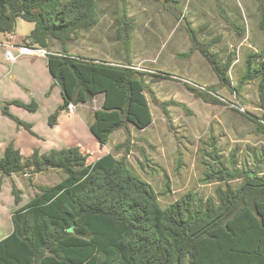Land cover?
Wrapping results in <instances>:
<instances>
[{
  "label": "trees",
  "instance_id": "16d2710c",
  "mask_svg": "<svg viewBox=\"0 0 264 264\" xmlns=\"http://www.w3.org/2000/svg\"><path fill=\"white\" fill-rule=\"evenodd\" d=\"M103 1L0 0V37L13 36L18 19H23L34 28L22 46L47 51L49 73L63 98V105L48 119L51 127L62 109L104 96L89 128L100 147L127 124L145 130L153 122L146 73L128 61L87 59L67 48L82 32L97 26ZM108 1L124 4L128 0ZM117 14L119 38L129 51L132 26L124 6H117ZM259 28L264 34V14ZM188 31L192 42L199 44L195 30L189 27ZM199 45L220 79L229 84L231 64H222L216 54ZM247 80H258L264 114V49L248 56L243 83ZM11 104L37 110L34 102ZM4 114L30 129L7 108ZM255 122L264 133V124ZM206 156L213 164L203 162L207 170L202 181L224 184L216 188L217 199L203 200L188 193L163 208L152 185L125 158L108 153L88 164L87 155L74 146L48 155L35 151L24 162L20 150L8 145L0 158L1 175H26L34 167L32 173L61 170L65 178L53 186H39V192L12 215L13 231L0 241V264H264L261 166H238L233 157L223 159L215 148ZM236 180H243L237 188L232 185ZM13 195L19 205L20 192L15 187Z\"/></svg>",
  "mask_w": 264,
  "mask_h": 264
},
{
  "label": "rangeland",
  "instance_id": "374dc122",
  "mask_svg": "<svg viewBox=\"0 0 264 264\" xmlns=\"http://www.w3.org/2000/svg\"><path fill=\"white\" fill-rule=\"evenodd\" d=\"M117 6H124L132 26L129 51L119 38ZM98 10L97 26L82 32L67 48L97 59L128 61L135 70L146 73L152 124L145 130L127 124L100 147L88 128L89 119L100 107L96 97L88 108L80 110H84L83 116L75 115V136L54 133L48 111L58 110L63 98L46 69L45 57L33 53L21 56L11 49L17 64L22 60L20 65H12L3 59L5 50L0 48V158L8 145L20 150L24 162L31 160L35 151L48 155L74 146L87 155L88 164L111 153L117 159L125 158L130 168L152 185L163 208L188 193L203 200L217 199L216 188L224 184L202 181L207 170L203 162L213 164L206 155L214 148L223 159L233 157L241 167L257 164L264 173V133L255 122L264 124L258 80L243 83L248 56L264 49L259 28L264 0H128L124 4L105 0ZM189 27L195 30L199 44L216 54L222 64H231L229 84L220 79L200 45L192 42ZM33 28V23L18 19L15 41L23 44ZM205 93L221 103L212 102ZM11 101L34 102L37 110L8 105ZM5 108L17 120L29 123L30 129L5 115ZM31 170L13 178L0 174V236L12 226L8 212L17 205L14 187L20 192L19 206H23L39 192V186H53L65 178L61 170ZM242 182L236 180L232 185L237 188Z\"/></svg>",
  "mask_w": 264,
  "mask_h": 264
},
{
  "label": "crops",
  "instance_id": "0c3cea01",
  "mask_svg": "<svg viewBox=\"0 0 264 264\" xmlns=\"http://www.w3.org/2000/svg\"><path fill=\"white\" fill-rule=\"evenodd\" d=\"M6 37H8L7 39H6ZM15 34L13 35V36H8V35H2L1 36V39H5L4 41H7V42H9V43H11L12 45H14V46H16V47H10V48H5V47H1L0 46V48H3L5 51H4V56H3V59L6 61V62H8V63H10V64H12V65H20L22 62V60H20L19 62H18V64H17V57L15 56V58H16V60H15V62H10L9 60H8V58L6 57V51L9 49V50H11V49H16V51H19V55H21V56H23V55H26V54H21V52H20V50L18 49V46H22V44H19V43H17L16 41H15ZM72 54H74V55H78V56H81V57H84V58H87V59H94V60H101V61H108V60H105V59H97V58H94V57H90V56H86V55H79V54H77V53H73V52H71ZM27 54H31V53H27ZM43 57H45V61H46V69H48V63H47V57L46 56H43ZM108 62H113V63H120V64H122L121 62H119V61H114V60H112V61H108ZM48 71H49V69H48ZM100 100V107H101V105H102V103H103V100H104V96L103 95H98L97 96ZM93 101V100H92ZM87 104L88 103H85V104H80V105H78V106H75L76 108H75V110H73V111H69V109L68 108H64V109H62V111L60 112V116H59V119H58V121H57V124L54 126V127H52V132H57V131H60L61 133H63V134H61V135H63V136H66V134H70V136H75V133H77V129L75 128V125H73L74 123L72 122L73 121V119H74V117H75V115H79V114H81L82 116L84 115V110L82 111L83 113H80V110L82 109V108H84L85 109V107L87 106ZM60 106H62V105H60ZM100 107H99V109H100ZM59 108V107H58ZM87 108H88V106H87ZM55 110H57V109H55V108H52V109H50L48 112H50V114H52L53 112H55ZM96 110H98V109H96ZM95 110V111H96ZM49 114V115H50ZM93 120H94V116H93V118L92 119H89V122H88V128H90V125H91V123L93 122ZM29 124V123H28ZM90 130V129H89ZM92 134V133H91ZM91 134H90V137H91ZM90 139V138H89ZM93 139H94V142H95V144H98V142H97V140L94 138V136H93ZM12 176V175H11ZM10 176V177H11ZM12 178H13V176H12ZM16 205V204H15ZM23 206H25V205H23ZM20 207H22V206H19V205H16L15 207H14V209H13V211H9L8 212V218H10L11 219V221H12V215L18 210V208H20ZM12 231H13V226H11V227H9V228H7L6 229V232L4 233V235L3 236H0V241L3 239V238H5V237H7L8 235H10L11 233H12Z\"/></svg>",
  "mask_w": 264,
  "mask_h": 264
},
{
  "label": "built area",
  "instance_id": "2783aa9c",
  "mask_svg": "<svg viewBox=\"0 0 264 264\" xmlns=\"http://www.w3.org/2000/svg\"><path fill=\"white\" fill-rule=\"evenodd\" d=\"M0 46L1 47H5V48L16 47V46L12 45L11 43H9L7 41H1V40H0ZM18 49L20 50L21 54L33 53V54H40V55H43V56L47 55V51L45 49H42V48L34 49V48H28V47H25V46H18ZM6 57L8 58V60L10 62H15V60H16V58L13 55L12 51L9 50V49L6 51ZM74 108L75 107L73 105H70L68 107L69 111H73Z\"/></svg>",
  "mask_w": 264,
  "mask_h": 264
}]
</instances>
